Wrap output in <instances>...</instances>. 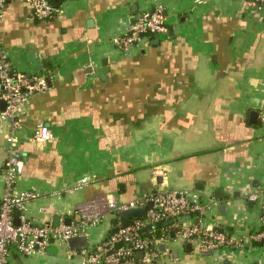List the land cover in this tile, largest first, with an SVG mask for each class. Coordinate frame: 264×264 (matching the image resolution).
<instances>
[{
  "label": "crops",
  "instance_id": "crops-1",
  "mask_svg": "<svg viewBox=\"0 0 264 264\" xmlns=\"http://www.w3.org/2000/svg\"><path fill=\"white\" fill-rule=\"evenodd\" d=\"M50 19L8 0L0 48L15 71L42 73L48 89L30 95L17 131L23 170L18 190L35 197L25 214L35 223L68 224L83 214L87 247L118 222L116 206L156 190L209 203L201 225L244 239L208 251L168 239L147 264H264L261 204L246 194L264 184V4L249 0H50ZM161 5L167 33L122 52L113 44L140 9ZM46 124L52 138L31 140ZM0 120L1 165L5 156ZM81 178L87 182L79 185ZM43 208V211H40ZM186 225L196 217H186ZM173 233V234H172ZM164 244V248H160ZM9 264H81L67 245ZM86 247V248H87ZM140 257V256H137ZM136 264H140L137 262Z\"/></svg>",
  "mask_w": 264,
  "mask_h": 264
},
{
  "label": "built area",
  "instance_id": "built-area-1",
  "mask_svg": "<svg viewBox=\"0 0 264 264\" xmlns=\"http://www.w3.org/2000/svg\"><path fill=\"white\" fill-rule=\"evenodd\" d=\"M8 0H0V18L3 7ZM32 9L36 18L50 19L55 15L56 6L49 0H22ZM264 4V0H249ZM167 25L161 5L152 10L140 9L133 20L118 36L113 44L122 52L149 36L167 33ZM48 89L47 76L42 73H22L13 70L6 52L0 48V100L4 106L0 109V120L7 123L5 139V156L1 165L4 193L0 200V264H9L10 248L29 256L45 253L51 244L67 245V240L75 236H85L87 226H94L99 221L97 216L82 215L77 221L65 224L49 221L35 223L27 217L25 209L35 197L32 188L18 190L15 187L17 177L23 170V160L17 150V131L21 126L20 116L25 110L27 100L35 92ZM31 140L43 142L52 138V131L44 123L34 126ZM87 182L81 178L79 185ZM264 196V184L247 193V200L255 201ZM143 208V215L127 220L122 226L118 222L104 240L93 248L78 251L67 250L68 257L75 256L81 264H147L159 256L157 243L168 239L166 227H161V234L155 229L164 220L175 228L176 236L196 248L215 249L222 246L236 247L244 244V239H235L216 228L203 227L201 222L209 209V203H201L187 198L184 192L175 190H156L138 199L129 200L118 206L119 213L129 208ZM43 211V208H40ZM195 216L196 223L186 225V217ZM17 223H14V220ZM261 221L264 226V201L261 204ZM250 239H259L264 244V229L249 235ZM140 252V257L136 254Z\"/></svg>",
  "mask_w": 264,
  "mask_h": 264
},
{
  "label": "water",
  "instance_id": "water-1",
  "mask_svg": "<svg viewBox=\"0 0 264 264\" xmlns=\"http://www.w3.org/2000/svg\"><path fill=\"white\" fill-rule=\"evenodd\" d=\"M4 106V102L2 100H0V109H2ZM120 215L122 216V218L124 219H130V218H134V217H140L143 215V208L141 207H137V208H129V209H125L119 212ZM14 223H17V220H14ZM126 221H123L121 223L122 226L126 225ZM173 234V233H172ZM189 245L190 243H188L186 245V247L189 249ZM67 246L70 250H74V251H78L81 249H84L87 247V238L86 236H75V237H71L67 240ZM51 247H48L46 250H50ZM160 248H164V244H160ZM202 249H206L205 247H202ZM208 251H211L210 249H207ZM141 253L138 252L136 254V256H140ZM151 264V263H150Z\"/></svg>",
  "mask_w": 264,
  "mask_h": 264
},
{
  "label": "trees",
  "instance_id": "trees-1",
  "mask_svg": "<svg viewBox=\"0 0 264 264\" xmlns=\"http://www.w3.org/2000/svg\"><path fill=\"white\" fill-rule=\"evenodd\" d=\"M49 1H50V0H49ZM166 224H167V222H166V220H164V221L162 222V225H161V226L156 227V229H155V234H156V235L161 234V227H162V226H165Z\"/></svg>",
  "mask_w": 264,
  "mask_h": 264
}]
</instances>
